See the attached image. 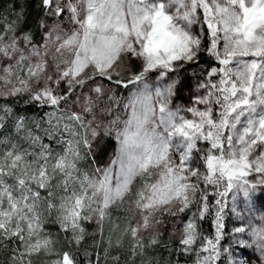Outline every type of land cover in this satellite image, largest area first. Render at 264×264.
Listing matches in <instances>:
<instances>
[{"label": "snow or ice", "instance_id": "1", "mask_svg": "<svg viewBox=\"0 0 264 264\" xmlns=\"http://www.w3.org/2000/svg\"><path fill=\"white\" fill-rule=\"evenodd\" d=\"M106 140L117 148L100 166ZM257 194L264 0H18L0 13L8 264H120L113 249L125 238L141 264H153L149 250L166 252L165 264H252L246 253L264 264V214L250 203ZM126 201L129 215H115ZM53 212L55 233L46 231ZM164 217L173 220L168 235L151 232ZM61 235L66 246L55 250Z\"/></svg>", "mask_w": 264, "mask_h": 264}, {"label": "trees", "instance_id": "2", "mask_svg": "<svg viewBox=\"0 0 264 264\" xmlns=\"http://www.w3.org/2000/svg\"><path fill=\"white\" fill-rule=\"evenodd\" d=\"M38 3H39V0H33V4L34 5L38 4ZM12 4H17V6H18V0H0V13H5L9 9V6L12 5ZM30 10L32 11L33 19L37 18L41 14L39 8L33 7ZM36 39L37 40L40 39V35L39 34L36 35ZM113 146H114V141H112V140H106V141H104L102 143V145L100 146V148L98 150V156H99L100 164L108 156V153L113 148ZM84 166H85L86 170H88L87 162H84ZM124 211H125L124 214L128 215V213L126 212V209ZM54 218H55V212H53V214H52V219H49L46 222V231H50L52 233H55L57 231V229L54 227L53 222H52L54 220ZM172 223H173V220L168 218L165 221L164 226H162V228L160 229V231L163 232L165 236H167L168 233L172 230ZM232 223H233L232 222V218L230 216V218L228 220L229 227H231ZM92 227H93L92 224H88L86 229L90 232L93 229ZM110 227L111 226L106 221V223H104V230H105L106 234L108 233ZM203 227H204V229L206 231L210 230V225H209L208 222H205ZM116 232H117V234H121V229L120 228L117 229ZM62 235H61L60 238H57V237L53 236V240L57 241L55 243V246H54L55 250H60L62 246H66L65 242H64V240L62 238ZM128 245H129V241L127 240V238H125L124 239V246H123L122 249H120V250L113 249L114 253H116L118 251V254L121 255V257H122L121 261H120V264H125V260H129V264H141V257L139 255H137V257H136V259L134 261L129 259L130 256H131V253L128 251ZM166 255H167L166 252H163V251H160V250H154V251L153 250H149V251L146 252V256L153 257V264H156V257H159V264H165ZM40 259H42V260H51L52 257H50L48 255H45L42 252ZM0 261H2L3 264H8V253H7V251H4L3 253H0ZM108 264H111L110 260H109Z\"/></svg>", "mask_w": 264, "mask_h": 264}, {"label": "rangeland", "instance_id": "3", "mask_svg": "<svg viewBox=\"0 0 264 264\" xmlns=\"http://www.w3.org/2000/svg\"><path fill=\"white\" fill-rule=\"evenodd\" d=\"M41 39V37H40ZM38 39V41L40 40ZM53 47H55L53 45ZM55 53H50V57H49V73H51L53 71L51 65H52V56H54ZM68 57V53L65 52L63 56L61 57H57V60H63L65 58ZM33 87L35 86L34 82H33ZM125 95H127V93H124ZM116 113L114 112L113 115H115ZM124 117L121 116V119H123ZM102 145V144H101ZM100 145V146H101ZM117 148V144L116 142L114 141V146L113 148L110 150V152L108 153V156L105 158V160L100 164V166H104L105 164H107V162L109 161V159L112 158V154L114 152V150ZM57 151H60L59 148H56ZM79 167L82 169V170H86L85 166H84V162H81V164L79 165ZM71 187V186H70ZM63 193H61L59 190H57V196L59 195H62ZM251 203V211H252V214L255 215L257 218L259 217L260 214H264V194H257L256 196L253 197V200L250 202ZM229 204H231V200H229ZM237 206L238 208L245 214V216L248 215V211H249V208H248V203L245 202L244 198L242 196H238L237 197ZM123 208L127 209V201L125 202V205L123 206ZM124 210H122V212H119V213H115V215H120V216H127L124 214ZM127 212V211H126ZM128 213V212H127ZM129 215V213H128ZM132 217L134 218V220H138L139 219V213H136L135 211H133L131 213ZM157 216H159V214H157ZM171 219L170 217H164V220L166 221L167 219ZM232 218V222L233 223H238V221L236 220V217L233 215L231 216ZM106 223V221L104 222ZM232 223V224H233ZM92 224V231L96 230L97 228V224H96V221H95V217L93 216V222L90 223ZM88 224L85 225V228H87ZM162 228L161 225H156L154 226L150 231L151 232H155V231H160V229ZM120 229H121V234L123 233V230H124V222L123 220L120 221ZM149 233H141L142 236H147ZM248 256H249V259L251 260L252 264H258V260H257V257L256 255L252 254V253H246Z\"/></svg>", "mask_w": 264, "mask_h": 264}]
</instances>
